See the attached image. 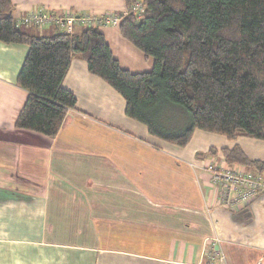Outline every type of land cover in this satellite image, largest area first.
<instances>
[{"label":"crops","instance_id":"1","mask_svg":"<svg viewBox=\"0 0 264 264\" xmlns=\"http://www.w3.org/2000/svg\"><path fill=\"white\" fill-rule=\"evenodd\" d=\"M15 18L36 9L55 15L121 14L126 0H12ZM90 27L75 23V32ZM35 35L58 32L22 26ZM114 57L133 73L154 60L119 26H99ZM28 53L0 42V264H206L212 238L224 259L256 264L264 255V195L231 211L205 170L240 148L264 165V140L196 130L184 147L149 134L126 116V102L74 57L64 87L77 99L58 135L16 128L29 93L17 84ZM213 151V152H212ZM259 172L256 166H239Z\"/></svg>","mask_w":264,"mask_h":264},{"label":"trees","instance_id":"2","mask_svg":"<svg viewBox=\"0 0 264 264\" xmlns=\"http://www.w3.org/2000/svg\"><path fill=\"white\" fill-rule=\"evenodd\" d=\"M126 2L129 11L137 2L146 8L140 20L130 13L119 27L153 58L150 72L122 68L98 27L31 34L18 25L12 0H0V42L28 47L17 84L29 96L16 128L58 135L76 109L63 84L79 57L125 99L126 116L158 140L184 147L196 130L264 140V0ZM223 154L231 166L264 169L238 147Z\"/></svg>","mask_w":264,"mask_h":264},{"label":"built area","instance_id":"3","mask_svg":"<svg viewBox=\"0 0 264 264\" xmlns=\"http://www.w3.org/2000/svg\"><path fill=\"white\" fill-rule=\"evenodd\" d=\"M145 6L141 2L135 3L130 11L121 14L107 13L99 16H75L72 14L55 15L44 9H36L17 18L19 26L44 29L55 25L59 31L72 34L75 23L89 26H119L125 16L133 13L137 19L145 14ZM211 185L219 192L220 204L231 210H237L253 203L259 196L264 195V169L259 172L246 171L227 164L225 161L212 159L205 167ZM221 240L212 238L205 249L206 264H215L218 259H224L220 249ZM256 264H264V255Z\"/></svg>","mask_w":264,"mask_h":264},{"label":"rangeland","instance_id":"4","mask_svg":"<svg viewBox=\"0 0 264 264\" xmlns=\"http://www.w3.org/2000/svg\"><path fill=\"white\" fill-rule=\"evenodd\" d=\"M25 31H27V32H29V33H31L32 34V31L31 30H29V29H26V28H23ZM152 70V69H151ZM150 70V71H151ZM150 71H143V72H150ZM141 73V72H140Z\"/></svg>","mask_w":264,"mask_h":264}]
</instances>
